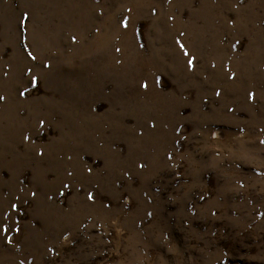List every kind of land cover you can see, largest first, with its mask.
<instances>
[{"label": "rangeland", "instance_id": "rangeland-1", "mask_svg": "<svg viewBox=\"0 0 264 264\" xmlns=\"http://www.w3.org/2000/svg\"><path fill=\"white\" fill-rule=\"evenodd\" d=\"M0 97V264H264V0H0Z\"/></svg>", "mask_w": 264, "mask_h": 264}, {"label": "snow or ice", "instance_id": "snow-or-ice-1", "mask_svg": "<svg viewBox=\"0 0 264 264\" xmlns=\"http://www.w3.org/2000/svg\"><path fill=\"white\" fill-rule=\"evenodd\" d=\"M169 2H170V0H169ZM27 19H28V17L25 15V16L22 18V23H25V25H26V21H27ZM122 26L126 28V27H127V23L125 22ZM73 42H75V38H73ZM177 43H179V42H177ZM180 48H181V51L183 52V54H184L185 56H188V55H189V53H188L187 51L184 50V46H183L182 44L180 45ZM117 51H119V49H117ZM29 56H30L31 59H33V60L35 59V57L31 55V53H29ZM193 63H194L193 60H189V61H188L189 69H191V68L193 67ZM47 66H48V65H45V67H47ZM230 78H232V77H230ZM32 82H33V84L36 83L35 80H33ZM143 87L147 88V85L145 84V85H143ZM22 95H23V94H22ZM217 95H219V93H217ZM251 95H253V94H250V96H251ZM2 99H3V97H0V100H2ZM41 126H43V123H42V122H41ZM261 131H264V129H262ZM259 143H260L261 145H264V139H261V140L259 141ZM41 155H42V153H41ZM169 159H171V157H169ZM140 167H143V165H141ZM261 174H262V173H259V172L256 173V175H261ZM240 187L243 188V187H244V184H243V183H240ZM91 199H92V197L89 196V200H91ZM14 208H15V206H13V209H14ZM149 215H151V214H149ZM213 215H215V213H213ZM0 231L7 232L8 229H7V227H2V228H0ZM7 242L10 243V241H7Z\"/></svg>", "mask_w": 264, "mask_h": 264}]
</instances>
